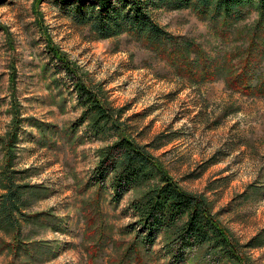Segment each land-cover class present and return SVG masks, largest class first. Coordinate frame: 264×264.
Masks as SVG:
<instances>
[{
    "label": "rangeland",
    "instance_id": "obj_1",
    "mask_svg": "<svg viewBox=\"0 0 264 264\" xmlns=\"http://www.w3.org/2000/svg\"><path fill=\"white\" fill-rule=\"evenodd\" d=\"M169 35L211 59L247 54L258 14L249 11L222 39L190 9L152 11ZM51 43L106 111L97 128L82 119L74 83L49 52ZM264 51V50H263ZM235 67L239 59H232ZM256 75L264 74V55ZM120 137L141 146L184 192L202 197L227 230L229 246L187 252L184 264H264V98L226 88L222 78L178 75L126 34L97 39L56 0H0V264H114L133 238L128 204L102 192L109 245L89 251L85 184L99 151ZM159 237L146 264H164ZM231 254L235 258H230ZM232 256V255H231Z\"/></svg>",
    "mask_w": 264,
    "mask_h": 264
},
{
    "label": "trees",
    "instance_id": "obj_2",
    "mask_svg": "<svg viewBox=\"0 0 264 264\" xmlns=\"http://www.w3.org/2000/svg\"><path fill=\"white\" fill-rule=\"evenodd\" d=\"M60 11L73 24L88 28L95 38L105 40L128 35L163 57L180 76L195 82L224 80L227 89L251 98H264V74L256 75L257 64L264 55V0H56ZM159 9H190L197 18L215 24L223 38L234 23L249 11L258 14V23L245 57L233 53L225 59H211L193 43H183L165 32L152 18ZM49 52L74 83L77 103L85 109L82 119L95 117L92 127L101 119L109 120L97 96L78 78L58 50L49 43ZM239 59L235 67L232 59ZM99 160L85 184L95 188L85 202L87 212L86 250L89 262L94 263L99 251L109 245L100 200L102 192L111 191L110 202L118 206L129 192L141 187L146 191L128 204L135 222L127 228L133 233L120 259L114 264H146L152 260V249L159 237L164 245L161 255L164 264H184L187 252L202 245L209 249L229 246L227 230L215 219L208 203L199 196L182 191L164 174L158 162L144 148L125 137L101 149ZM232 252H230L231 254ZM232 255V256H231ZM229 257L235 258L231 254Z\"/></svg>",
    "mask_w": 264,
    "mask_h": 264
}]
</instances>
